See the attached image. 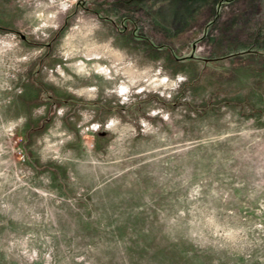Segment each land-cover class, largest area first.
<instances>
[{"label": "rangeland", "instance_id": "rangeland-1", "mask_svg": "<svg viewBox=\"0 0 264 264\" xmlns=\"http://www.w3.org/2000/svg\"><path fill=\"white\" fill-rule=\"evenodd\" d=\"M0 264H264V0H0Z\"/></svg>", "mask_w": 264, "mask_h": 264}, {"label": "water", "instance_id": "water-1", "mask_svg": "<svg viewBox=\"0 0 264 264\" xmlns=\"http://www.w3.org/2000/svg\"><path fill=\"white\" fill-rule=\"evenodd\" d=\"M21 38L24 40L26 37L24 35H21Z\"/></svg>", "mask_w": 264, "mask_h": 264}]
</instances>
